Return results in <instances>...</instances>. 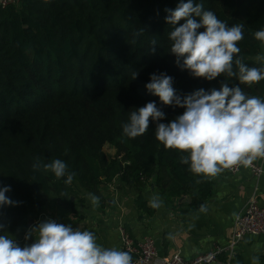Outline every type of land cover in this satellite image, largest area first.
<instances>
[{
    "label": "trees",
    "instance_id": "obj_1",
    "mask_svg": "<svg viewBox=\"0 0 264 264\" xmlns=\"http://www.w3.org/2000/svg\"><path fill=\"white\" fill-rule=\"evenodd\" d=\"M179 2L17 0L0 7V187L10 186L6 195L18 202L0 208V225L13 238H23L29 221L51 203L78 215L89 194L101 199L115 177L138 187L152 181L165 200L189 195L195 210L211 195V181L183 162L187 153L167 149L155 137L157 123L170 122L184 109L162 105L145 87L153 73L173 77L182 99L199 89L239 84L227 76L193 78L176 65L165 9ZM194 2L229 26L243 25L239 58L250 67H264L255 60L264 47L255 39L264 28V0ZM239 86L249 96L264 98V81ZM152 101L165 118L152 121L141 136L124 135L130 113ZM107 145L123 161L109 160ZM37 158L41 168L33 170ZM57 158L75 173L71 184L65 183L67 174L56 178L43 169ZM219 261L225 264L226 256Z\"/></svg>",
    "mask_w": 264,
    "mask_h": 264
},
{
    "label": "clouds",
    "instance_id": "obj_2",
    "mask_svg": "<svg viewBox=\"0 0 264 264\" xmlns=\"http://www.w3.org/2000/svg\"><path fill=\"white\" fill-rule=\"evenodd\" d=\"M165 12V23L172 26L170 53L176 57V65L193 78L213 81L227 76L249 87L264 81V67H250L239 58L243 25H227L194 0H180L175 9L166 8ZM182 20L184 23L176 26ZM255 39L264 45V28L255 32ZM152 43L155 45V41ZM256 60L264 65V55ZM137 75L133 74L134 79ZM239 84L199 89L182 99L173 87V77L166 73L150 75L147 91L159 97L164 106L184 109L170 122L157 123L155 137L167 149L186 152L183 162L193 173L216 176L234 165L248 167L257 158H264V98L247 95ZM164 118L156 102H148L130 113L128 122L122 125L123 134L136 138L147 132L152 121ZM32 167L41 168L39 158ZM42 167L56 178L67 174L66 184H71L75 176L59 158ZM10 190V186L0 187V208L18 203L6 195ZM89 196L92 204L98 205L99 198ZM150 204L157 207L156 198ZM0 231V264H133L129 252L104 247L97 243L95 233L53 219L29 228L25 240L32 242L23 246L2 225ZM253 264H258V257L253 258Z\"/></svg>",
    "mask_w": 264,
    "mask_h": 264
},
{
    "label": "crops",
    "instance_id": "obj_3",
    "mask_svg": "<svg viewBox=\"0 0 264 264\" xmlns=\"http://www.w3.org/2000/svg\"><path fill=\"white\" fill-rule=\"evenodd\" d=\"M261 55H264V47ZM108 148L112 158L116 151ZM206 177L211 181L212 193L197 210L193 209L189 195L165 200L152 181L138 187L115 177L102 189L103 197L99 198L98 205L94 206L88 198L87 207L78 210L82 216L55 202L28 227L41 220L53 219L91 231L95 233L97 243L119 250H122L121 230L124 229L136 242L153 238L159 257L181 251L184 257L193 258L215 247H227L235 220L254 193L264 208V174L257 177L250 167H243L236 174L223 170L216 176ZM153 198H156L157 207L150 204ZM17 242L23 246L32 240L26 241L24 236ZM131 256L133 260L134 256ZM254 257H258V264H264V235L245 236L234 249L233 262L225 264H236L237 261L253 264Z\"/></svg>",
    "mask_w": 264,
    "mask_h": 264
},
{
    "label": "built area",
    "instance_id": "obj_4",
    "mask_svg": "<svg viewBox=\"0 0 264 264\" xmlns=\"http://www.w3.org/2000/svg\"><path fill=\"white\" fill-rule=\"evenodd\" d=\"M17 0H0V7H6ZM243 167L234 165L227 170L228 173L236 174ZM255 176L260 177L264 174V158L258 162H253L248 166ZM247 235H264V208L259 205L256 194L254 193L244 209L237 216L232 235L226 248L215 247L212 251L197 255L193 258H186L181 251L172 256L159 257L156 242L153 238H145L136 242L124 229L121 230L122 251H127L133 255V264H216L221 255H225L229 263L233 259L235 247Z\"/></svg>",
    "mask_w": 264,
    "mask_h": 264
},
{
    "label": "rangeland",
    "instance_id": "obj_5",
    "mask_svg": "<svg viewBox=\"0 0 264 264\" xmlns=\"http://www.w3.org/2000/svg\"><path fill=\"white\" fill-rule=\"evenodd\" d=\"M259 55H261V54H259ZM257 57V56H256ZM256 57H255V59H256ZM107 147V148H106ZM105 147V151L107 152V156H108V159L110 160V159H114V158H117L119 161H123V158H122V155L121 154H117V152H115V155L111 158V151H110V149L108 148V147H110V148H112V149H115L114 147H111V146H109V145H107ZM115 151H116V149H115Z\"/></svg>",
    "mask_w": 264,
    "mask_h": 264
},
{
    "label": "water",
    "instance_id": "obj_6",
    "mask_svg": "<svg viewBox=\"0 0 264 264\" xmlns=\"http://www.w3.org/2000/svg\"><path fill=\"white\" fill-rule=\"evenodd\" d=\"M33 222H34L33 220H30L29 221V226H31L33 224Z\"/></svg>",
    "mask_w": 264,
    "mask_h": 264
}]
</instances>
